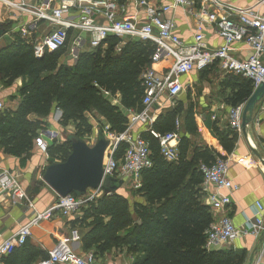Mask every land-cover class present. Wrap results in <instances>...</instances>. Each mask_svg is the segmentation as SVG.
I'll list each match as a JSON object with an SVG mask.
<instances>
[{
	"label": "trees",
	"instance_id": "1",
	"mask_svg": "<svg viewBox=\"0 0 264 264\" xmlns=\"http://www.w3.org/2000/svg\"><path fill=\"white\" fill-rule=\"evenodd\" d=\"M125 1L117 0L119 4ZM117 42V38L111 37L105 41L104 50L102 46L93 51L82 50L72 66L59 63L64 48L46 52L39 59L33 56L30 45L18 37L1 48L0 83L9 87L22 79L16 110L0 114L3 153L16 158L19 167L24 168L35 151V139L47 130L45 121L55 110L60 112L58 125L72 124L75 130L72 135L76 138L83 140L90 136L92 127L86 120L89 112L102 118L110 132L123 133L126 111L142 109L141 78L150 64L154 47L128 40L116 50ZM233 80L237 88L228 103L236 107L247 102L253 88L247 79ZM109 97L118 103L112 104ZM180 120L181 134L174 161H166L160 155L156 140L141 133L149 146L152 165L141 173L140 186L132 192V198L136 199L132 205L118 193L103 194L85 205L79 218L69 222L70 229L78 227L84 232L79 242L83 252H91L98 260L114 250L130 256V264H244L243 251L205 248L206 232L213 217L203 202L198 169L201 163L210 165L215 159L230 155L236 135L228 127L223 131L213 128L225 157L212 148L191 152L187 136L197 134L191 106L184 113L180 106L164 112L153 129L166 134ZM64 144L53 143L49 147L48 164L66 159L70 145ZM123 150L124 145H120L117 158ZM28 244L21 248L22 254L17 259L20 264H30L28 257L32 249ZM11 259L16 262V254Z\"/></svg>",
	"mask_w": 264,
	"mask_h": 264
},
{
	"label": "built area",
	"instance_id": "2",
	"mask_svg": "<svg viewBox=\"0 0 264 264\" xmlns=\"http://www.w3.org/2000/svg\"><path fill=\"white\" fill-rule=\"evenodd\" d=\"M126 2L133 5L136 13L125 14ZM263 4L264 0H255L253 6L240 8L221 0H171L168 5L159 6L152 0H126L123 4L117 0H0L1 6L14 13V19L29 18L28 22L17 24L12 33L30 45L37 59L46 52L62 50L68 41H71L69 48L73 60L82 50H96L111 37L154 47L150 64L141 78V111H126L127 123L123 133L117 135L109 132L108 128L102 131L109 142L103 159L102 180H120L122 187L128 186L133 190L140 186L141 173L152 165L149 146L135 129L141 128L142 133L156 140L160 155L166 161L177 158L180 124L176 121L172 132L159 134L153 129L156 121L154 109L162 100L173 105L183 91V77L217 66L224 73L249 80L253 90L264 86V16L257 10ZM179 9L193 20L190 42L177 35L173 18H166V15ZM40 24H46L50 30L34 38V31ZM210 31L221 40L220 46L208 47L206 33ZM236 45L244 46L248 52L246 58H236ZM159 63L166 64L161 72L153 68ZM259 103L260 112L264 113V95ZM244 107L245 103L230 107L226 113L228 128L236 136L242 134ZM2 108L0 104V110ZM212 119L215 117L212 116ZM251 125L258 130L259 118H255ZM57 138V134L47 128L34 141L36 149L47 161L48 149ZM120 145H124V150L117 158ZM198 169L201 188L214 189L206 198L213 222L206 232L205 248H224L244 236L260 239L264 248V206L261 203H255L253 216L246 220L243 227H235L226 214L231 205L230 193L238 189L228 178V160L217 158L210 165L201 163ZM102 195L99 186L80 198L73 195L57 198L54 205L36 211L17 177L0 169V200L24 205L33 213L26 224L0 243V264L2 258L13 255L25 245L31 237V230L41 222L50 221L56 213L69 218ZM79 242L78 230L70 229L66 236L56 240L53 248L46 253L47 258L37 264H96L97 260L91 252L77 253L73 249V245Z\"/></svg>",
	"mask_w": 264,
	"mask_h": 264
},
{
	"label": "crops",
	"instance_id": "3",
	"mask_svg": "<svg viewBox=\"0 0 264 264\" xmlns=\"http://www.w3.org/2000/svg\"><path fill=\"white\" fill-rule=\"evenodd\" d=\"M221 1L240 8L251 7L255 3V0ZM152 2L159 6L170 4L171 0H152ZM257 10L264 16V4L258 7ZM134 13H136V9H134L131 3L126 2L125 14L132 15ZM166 18H173L177 28V35L182 40L190 42L193 34V20L180 9L166 15ZM28 21L29 18L26 17L14 19V13L0 5V28L4 29V33L0 38H4V43L0 49L10 44L17 37L16 33L7 32L6 28H3L5 25L7 26V24L12 22L13 29L17 24ZM45 25L40 24L36 28L34 38L45 35L50 30ZM221 43V40L212 31L206 33V44L208 47H218ZM235 48L237 50L235 54L236 58L244 59L248 56V52L243 45H236ZM165 67L166 64L159 63L153 68L155 71L161 72ZM195 75L198 76L196 77ZM239 78L244 79L242 77ZM239 78L238 76L222 72L217 66L210 67L200 73H191L187 77H183L181 79L183 91L184 88L187 89V96L184 98V101L178 100V97L182 95L183 91L174 100L172 106L162 100L154 109L156 120L161 114H164L161 111H167L175 106H180L184 113L191 106L197 134L187 136L191 144L190 151L212 148L216 153L225 157L226 154L220 147L219 140L213 128L220 131L227 129L226 113L228 108L231 107L228 99L237 88V82H234L233 79ZM21 84L22 79L16 80L9 87H5L0 83V104L3 107L0 110V114L6 110H16L20 101L18 91ZM115 101V104H117V99ZM260 105V103L256 105L252 114V122L258 117L260 125L258 130L253 129L252 125H250V136L252 137L255 151L261 157L262 162L251 153V149L247 145L243 134L236 136L235 148L225 158L228 160V178L238 187L236 191L230 193L231 205L226 209V214L237 228L243 227L246 220L253 216L255 203L258 202L264 206V113L260 112ZM55 113L53 112L45 121L47 128L51 131H55L54 128L58 126L60 118V113L57 116H55ZM212 116L215 117L214 120ZM178 122L181 124L182 120ZM135 131L136 134L142 133L141 128H137ZM47 164L48 161L38 152L36 147L24 168L19 167V161L16 158L5 155L2 149H0V169L9 171L17 177V181H20H18L19 185L25 192L27 198L33 203L36 211H43L54 205L57 201V196L40 179ZM35 189L37 192H35ZM213 191L214 189L211 187L206 190L202 189L204 195L203 202L205 204L207 196ZM138 202L141 201L139 200ZM32 216L33 213L24 205L10 204L8 201L0 200V243L9 238L20 226L26 224ZM80 216L81 214L78 213L66 218L56 213L50 221L41 222L38 227L33 228L31 230V237L26 241L30 245L29 248L31 247L32 249L31 255L28 257L29 263L37 264L44 260V256L53 248L56 240L68 234L71 228L69 222ZM76 229L80 231L82 236L84 233L83 230L78 227ZM73 249L77 253L83 252L79 244L73 245ZM228 249L243 251L245 254L244 264H250L251 260V264H264V248L260 239L244 236L224 248H217L212 251H225ZM20 251L21 248L13 253L16 254V260H19V256L22 254ZM11 256L2 258V264H20L18 260L16 262L13 259L10 260ZM130 263L131 258L126 256L125 253H116L114 255L105 254L97 260L96 264Z\"/></svg>",
	"mask_w": 264,
	"mask_h": 264
},
{
	"label": "water",
	"instance_id": "4",
	"mask_svg": "<svg viewBox=\"0 0 264 264\" xmlns=\"http://www.w3.org/2000/svg\"><path fill=\"white\" fill-rule=\"evenodd\" d=\"M4 31L0 28V38ZM264 95V86L260 85L253 90L251 97L245 103L241 118V132L251 149V153L262 162L256 153L250 125L252 114L256 105ZM66 142L70 145L69 155L63 162L49 163L45 166L41 182L44 183L57 198L74 195L77 198L84 196L89 190H95L101 186L104 195L118 193L123 182L111 178L102 180L103 159L109 142L105 139L102 130L97 132L93 146H88L82 139L69 135ZM252 260L250 261L251 264Z\"/></svg>",
	"mask_w": 264,
	"mask_h": 264
},
{
	"label": "rangeland",
	"instance_id": "5",
	"mask_svg": "<svg viewBox=\"0 0 264 264\" xmlns=\"http://www.w3.org/2000/svg\"><path fill=\"white\" fill-rule=\"evenodd\" d=\"M12 22H10L9 24H7V26L5 25V27L3 28H6L7 32L9 31L12 32ZM4 39V38H3ZM3 39H0V47L3 46V43H4V40ZM117 44L115 46V49L118 50L122 45L123 43H125L126 41H128L127 39H119L117 38ZM71 44V41H68V43L66 44V47H64V49L60 52L61 53V56L59 58V63L60 65H67V66H72L73 65V58L71 57V54H70V48H69V45ZM107 47V44L106 45H103L101 50H104L105 48ZM118 52V51H117ZM196 77L198 75H195ZM185 91V92H184ZM184 91L182 93V95L180 97H178V100L180 101H184V98L187 96V89L184 88ZM109 102H111L112 104H115L116 101L114 98H111L109 97L108 98ZM174 108V107H173ZM168 111V110H167ZM55 116L58 115V113H60L59 111L55 110ZM162 113L163 112H166V111H161ZM86 120L87 122L91 125L92 127V130H91V134L90 136H87L85 137L83 140L86 142V144L88 146H93L95 144V141H96V136H97V132L99 130H106V128H108L109 130V127L108 125L105 123V121L98 117L95 113L93 112H89L86 114ZM55 131H53L55 134H57V140L55 141L54 144L56 145H62L64 143H66V139L69 135H72L75 133V130H74V126L72 124H69L68 126L66 127H62L60 125L58 126H55L54 128ZM110 132V131H109ZM112 133V132H111ZM65 145V144H64ZM19 181V180H18ZM20 182V181H19ZM134 190L132 188H129L128 186H123L119 191H118V194L119 195H122L123 197H125L129 203L132 205L133 202L136 200L134 198H132V192ZM79 234H80V231H78ZM81 236V234H80ZM117 251H114V250H111L109 253H107L108 255L109 254H116ZM127 256V255H126ZM130 257V256H128Z\"/></svg>",
	"mask_w": 264,
	"mask_h": 264
}]
</instances>
